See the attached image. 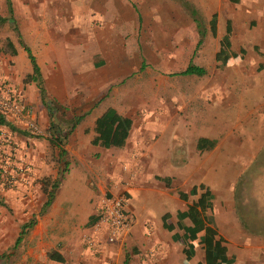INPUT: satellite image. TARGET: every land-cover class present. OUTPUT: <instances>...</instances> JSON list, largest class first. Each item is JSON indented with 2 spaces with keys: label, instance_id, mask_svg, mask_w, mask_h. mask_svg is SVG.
<instances>
[{
  "label": "crops",
  "instance_id": "1",
  "mask_svg": "<svg viewBox=\"0 0 264 264\" xmlns=\"http://www.w3.org/2000/svg\"><path fill=\"white\" fill-rule=\"evenodd\" d=\"M82 1L87 3L86 7L75 12L71 30L75 28H80L82 31L88 30L89 23L102 16L103 12L100 7H91L90 3L94 0ZM108 1L103 0L104 6ZM178 1L184 8L189 9L190 20L193 24L195 22L192 20L191 12L198 18V21H200L201 15H206L207 18L206 24L202 26L200 23L199 25L195 24L197 29L193 25V31L195 34L197 33L198 37L193 43L187 61L182 68L169 73V75L201 77L207 73V66L213 63L217 68L226 69L240 65V69H235V71L239 70L234 75L236 79L250 78L253 80L254 78L253 81H260L258 86L261 88V93L264 94V78L259 79L256 75L258 70H264V0ZM202 1L205 2V8L201 7ZM166 2L169 5L168 9H171L174 0H166ZM234 2L235 4L239 3L236 10L231 6ZM113 6L109 8L115 11ZM212 16L214 17L213 27L209 24ZM81 33L82 41L75 42L76 40L72 39L71 43L67 44L65 53H61L60 56L65 59V70L74 72L81 84L84 82L85 85L77 89L65 90V94H60L64 97L55 94L49 96L45 90L43 66L47 64L44 62L47 61L46 59L50 61L54 57L50 51L49 42L47 47H44V50L46 49L44 56L43 53L35 55L31 52L39 68L41 85L44 90L43 96L40 95L36 84L30 80L24 81V83L31 82L24 89L21 86L18 87L13 79L8 77L7 70L0 63V80H9L14 83L16 88L22 92L26 102L30 105L34 104L36 122L37 120L41 123L45 122L46 113L51 119V111L46 107V112L45 109L38 106L46 104L49 97H55L51 98L55 101L64 100L71 108L77 107L81 103L76 116L71 114L72 121L68 126V133L62 139L64 151L62 162L67 168L68 160L76 161L81 165L86 161H99L98 167L95 169L86 165V169L82 167L76 174H71L73 172L70 170L68 172L70 174L64 175V169V172H60V174L46 176V179L48 177L52 182L59 178L60 181L54 190L51 202L40 213L46 193L48 190L50 191V187L45 186L43 190L41 186L44 200L38 206L36 214L30 215V219L28 218L29 208L23 204H15L17 205L16 211H18L17 222L20 226L11 239L9 253L14 254H8V259H13L15 253L17 255L22 249L24 251L20 255L19 261L21 264H113L115 258L121 253L122 247L130 245V252H124L121 264L124 260L127 261V264H131L130 256L133 252L136 253L134 247L138 245L140 247L149 246L148 256H145L147 260L141 261L142 264L202 263L204 250L201 243L194 246L191 257H186L184 254V247L181 243L183 231L177 227L176 213L185 210L188 206H194L207 191L211 194L210 207L206 208L203 213L207 216L208 225L212 226L216 234L223 239L226 257L233 259L232 264H264V232L240 229L235 221V225L229 221L233 213L234 179L253 160L256 151H258V142H244V138L235 141L227 137V133V136L218 138V129L230 128L232 126L230 124L218 127L215 124L207 123L208 126L202 124L197 128L192 126L187 129L184 122L167 121L156 126L145 124L143 131H140L129 115L121 114L113 105L103 102L106 90L102 86L106 80L118 78L125 80L133 74L128 62L121 65L110 62V58L114 56L125 58L126 50L131 49L130 44L121 49L112 47L113 51L106 52L104 43L101 41L103 36L95 34L91 36L93 41L88 42L83 39L89 37L88 31ZM224 36L228 40L226 52L234 56L229 57L224 66L218 67L219 61L215 57ZM5 39L0 47L5 43ZM198 39H200V43L196 45ZM213 39H215L214 42ZM14 47L15 55H9L7 52L2 53V51L0 54L7 56L6 59L10 60L14 64L13 66L24 74V77H28L31 74V67L26 54L22 47L19 46L20 49L15 45ZM17 58L22 61L20 67H17L15 63ZM105 58L108 59V63ZM189 63L204 68L205 73L202 75H181L180 72ZM106 64L107 74L101 79V83L91 85L93 82L89 81L92 78L85 76L84 73H92L94 69ZM145 66L144 61L141 60L137 70L142 71ZM115 92L123 97H130L133 93L132 90ZM258 92V88L254 89V94ZM244 94V91L240 90V95L244 96ZM80 97L82 98L79 99ZM107 108H112L118 115L130 119L127 136L120 146H104L97 139L94 123L96 118L100 117ZM50 126L57 129L53 125ZM263 126L264 120L257 121L255 134L262 136ZM238 127L244 128V123L239 124ZM201 138L213 141L214 144L209 148L204 147L206 144L198 148L196 143ZM48 144L54 147L49 142ZM54 148L57 150L56 147ZM56 153L58 156L57 151ZM135 157L144 161V170L136 169V173H133L129 180V186L122 189L123 196L121 195L122 191L119 192L117 182L121 179L127 181L128 177L125 174L119 176L116 173L117 164L123 160L124 165L129 166ZM84 172L88 173V179L84 178ZM162 179H167L168 183H164ZM179 192L184 195L183 198L179 197ZM227 194H230V197ZM104 195L123 196V211L130 217L128 232L118 237L113 243L105 241L103 228L97 233L93 232L90 223L92 217H97L99 198ZM221 203L229 211V213L226 212L225 217H219L218 206ZM163 215H167L165 225L162 223ZM217 218L225 224L228 231L235 232L236 235H231L228 238L222 237L214 226ZM9 219L13 222L12 218L8 217ZM30 220H32L31 226L24 229L20 241L14 248V240L20 232L21 226ZM182 223L190 225L187 218H184ZM256 241H260V243L256 244ZM226 242L230 243L229 248L226 246ZM161 243L171 244V247L159 248Z\"/></svg>",
  "mask_w": 264,
  "mask_h": 264
},
{
  "label": "rangeland",
  "instance_id": "2",
  "mask_svg": "<svg viewBox=\"0 0 264 264\" xmlns=\"http://www.w3.org/2000/svg\"><path fill=\"white\" fill-rule=\"evenodd\" d=\"M10 1L18 33L31 52L35 55L43 53L44 56L46 51L44 47L50 43V51L54 57L50 61L46 59L44 64L47 65L43 66V82L47 95L62 96L60 94L69 88L77 89L85 85L84 82L81 84L74 72L65 70V59L60 54L65 53V48L72 39L76 40L75 42L82 41L81 32L88 31L89 37L83 39L91 42L93 41L91 36L95 34L103 36L101 41L106 52L113 51L112 47L121 49L130 44L131 49L126 50L125 58L114 56L110 58V62L115 65L128 62L133 74L125 80L119 78L106 80L102 86L106 90L103 102L113 105L121 114L129 115L140 131H143L145 124L156 126L167 121L184 122L187 129L192 126L197 128L202 124L208 126L207 123L218 127L230 124L232 125L230 128L218 129V138L228 134L227 137L235 141L244 138V142H258V151L253 160L234 179L233 213L229 221L234 225L236 222L240 229L264 232V130L261 129L262 136L255 134L256 122L264 120V94L258 86L260 81H253L254 78L236 79L234 75L239 70L235 69H240V65L226 69L217 68L214 63L207 66V73L201 77L169 75L185 65L193 43L198 37L193 31V25L195 27L196 25L190 20L188 8H184L178 0L172 2L171 9H168L166 0H109L105 6L103 0H94L90 5L94 8L100 7L102 16L91 21L88 30L82 31L80 28L71 30L75 12L86 7L87 3L82 0ZM204 3L202 1L201 7L205 8ZM112 5L115 11L109 8ZM238 5L239 3L235 2L231 4L234 10ZM5 14L4 0H0V16ZM199 18L200 26L206 24V15ZM12 26L7 22L0 25V45L7 37L20 49ZM6 58L7 56L0 54V63L7 70L8 77L13 79L18 87L24 89L31 82L24 83L26 78L24 74ZM141 60L146 66L139 71L137 68ZM106 61L108 63V59ZM15 63L17 67L22 65L19 58ZM106 68L107 64L84 75L92 78L89 81L93 82L91 85H96L101 83V79L107 74ZM256 73L257 78H264V70H258ZM257 88L259 92L254 94V89ZM120 90H132L133 93L130 97H123L115 92ZM240 90L244 91V96L240 95ZM52 97L47 99L46 104L38 105L43 110L47 107L51 111V119L47 113L45 114L46 123L37 120L40 133H32L19 124L13 125L17 128L14 131L0 125V152L7 161L4 163V159L2 160L4 176L11 180L8 185H0V264H21L19 261L24 251L22 249L17 255L15 253L13 259H8L9 255L14 254L9 253L11 239L20 226L17 222L18 211L15 204H23L29 208L30 219L44 200L41 186L43 190L45 186L51 190V183L56 181L52 182L48 177L46 179V176L64 172L62 162L64 158L59 159L57 150L47 142L49 134L52 133L49 125L55 126L61 135L66 133L72 116H76L81 103L71 108L64 100L55 101L51 99ZM31 106L33 108L34 104ZM242 123L244 128L238 127ZM258 131L260 132V129ZM98 162L86 161L81 165L68 160L64 175L70 174L68 173L70 170L73 172L71 174H76L82 167L86 169V165L95 169ZM124 164L123 160L117 164L116 173L128 177L127 181L121 179L117 182L119 192L129 186V180L132 174L136 173V169L144 170V161L138 160V157H135L129 166ZM84 174V178L88 179V173ZM57 181L59 182L60 178ZM123 194L122 191L121 195ZM227 195L230 197V194ZM227 211V207L219 204V217H225ZM8 217L12 218L13 222L11 219L8 220ZM214 226L224 238L236 235L235 232L228 231L219 218L216 219ZM258 243L260 241H256V244ZM229 244L226 242L228 248ZM135 246L136 253L133 252L130 256L131 264H142L141 261L147 260L145 256H148L149 246ZM170 247L171 244L161 243L159 248ZM124 252H130V245L122 247L113 264H121Z\"/></svg>",
  "mask_w": 264,
  "mask_h": 264
},
{
  "label": "trees",
  "instance_id": "3",
  "mask_svg": "<svg viewBox=\"0 0 264 264\" xmlns=\"http://www.w3.org/2000/svg\"><path fill=\"white\" fill-rule=\"evenodd\" d=\"M6 6V16H0V25L4 22L11 23L13 26V30L16 32L17 42L20 47L24 50L26 54V58L31 67V74L26 77L24 81H32L36 84L39 93L43 96L44 90L41 85V77L39 73L38 65L35 61L34 56L32 55L29 47L24 44L21 40L20 34L18 33L17 26L14 23L13 18V11L11 7L10 0H4ZM192 20L195 22L196 25H199L198 18L193 15L191 12ZM209 24L211 27L214 25V17L212 16L209 20ZM200 39H198L197 44L199 45ZM228 47V40L227 37L224 36L220 42V49L216 54V60L219 61L218 67H222L226 64V61L229 57H233L234 55L228 54L226 49ZM0 51L2 53H8L9 55H15L16 50L13 43L9 39H5V43L2 47H0ZM205 73L204 68L199 67L194 64H187V66L180 72L181 75H202ZM0 125L6 126L9 130L14 131L17 130L16 127L9 124L7 121L0 116ZM94 130L97 133V139L101 142L104 146L114 145L120 146L124 143V140L127 136L129 126H130V119L126 117H122L118 115L114 109L107 108L106 111L98 118H96L94 123ZM52 133L49 134L47 140L50 144L57 148L58 158H62L64 156V151L62 149L63 138L65 134H60L57 129L50 126ZM206 144L204 147L209 148L214 144L213 141H207L203 138L198 139L196 146L201 148L202 145ZM66 169V166H64ZM164 183H168L167 179H162ZM58 185V181L51 183V190L46 193V199L41 207L40 213L44 211L45 207L49 205L52 200L54 190ZM193 192V191H192ZM191 193V192H190ZM180 198H183L184 195L179 192L178 193ZM211 199V194L207 191L197 200L194 206H188L183 211H178L176 213L177 219V227L183 231L182 233V244H183V251L186 257H191L194 251V246L197 243H201L203 245L204 250V260L203 262H198L196 264H232L233 259L228 258L225 255V248L223 246V239L216 234L215 229L212 226H209L207 216L204 215L203 211L206 208L210 207L209 200ZM1 204V203H0ZM187 218L190 222V225H184L182 220ZM167 219V215L162 216V223L165 225V221ZM97 220V217L91 218V224H93ZM32 224V220L30 222L23 224L20 228V232L18 233L16 239L14 240L13 247L18 244L20 241V237L23 234L25 228L30 227ZM90 224V225H91ZM168 227V225H166ZM123 264H127V261L124 260Z\"/></svg>",
  "mask_w": 264,
  "mask_h": 264
},
{
  "label": "built area",
  "instance_id": "4",
  "mask_svg": "<svg viewBox=\"0 0 264 264\" xmlns=\"http://www.w3.org/2000/svg\"><path fill=\"white\" fill-rule=\"evenodd\" d=\"M0 116L11 125L40 133L34 116V109L23 98L22 92L9 80H0ZM4 126V125H2ZM1 127V126H0ZM6 159L0 152V185L5 186L11 180L4 176L2 160ZM130 217L123 211V198L120 195L102 196L99 198L97 220L92 224V231L97 233L104 229L105 241L113 243L118 237L128 232Z\"/></svg>",
  "mask_w": 264,
  "mask_h": 264
}]
</instances>
